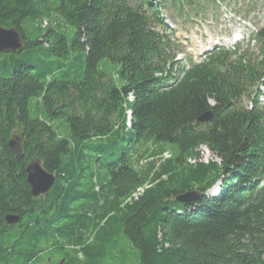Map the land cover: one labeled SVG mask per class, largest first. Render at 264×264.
Returning a JSON list of instances; mask_svg holds the SVG:
<instances>
[{
  "label": "trees",
  "instance_id": "obj_1",
  "mask_svg": "<svg viewBox=\"0 0 264 264\" xmlns=\"http://www.w3.org/2000/svg\"><path fill=\"white\" fill-rule=\"evenodd\" d=\"M155 1L0 0L23 43L0 52V264H264V110L242 100L264 26L260 60L220 51L167 86Z\"/></svg>",
  "mask_w": 264,
  "mask_h": 264
},
{
  "label": "water",
  "instance_id": "obj_2",
  "mask_svg": "<svg viewBox=\"0 0 264 264\" xmlns=\"http://www.w3.org/2000/svg\"><path fill=\"white\" fill-rule=\"evenodd\" d=\"M23 47L20 33L13 27L5 28L0 26V52L20 51ZM208 116V114L206 115ZM8 147L16 159L21 158V140L16 136L8 140ZM38 159H32L26 165V182L29 185L31 195L36 197L39 194H45L49 191L53 183V176L47 173L40 165ZM194 194H186V198L192 197ZM5 221L8 224L17 221V217L7 216Z\"/></svg>",
  "mask_w": 264,
  "mask_h": 264
},
{
  "label": "rangeland",
  "instance_id": "obj_3",
  "mask_svg": "<svg viewBox=\"0 0 264 264\" xmlns=\"http://www.w3.org/2000/svg\"><path fill=\"white\" fill-rule=\"evenodd\" d=\"M226 1H229V6H228V10L230 9V10H235V11H238V10H240V12H242L243 14L245 13L246 15L248 14V12H247V9L248 8H250V7H248V6H246V7H244V6H242L241 8H239L237 5H234V4H232V2L234 1V0H226ZM197 6H200V5H193L192 6V8H195V7H197ZM239 8V9H238ZM211 10H212V8H210V7H208L207 8V10L205 11V12H203V11H200V10H198L197 11V13L195 14V12L194 11H191L190 12V17H194V16H196V15H198V17L200 16V15H207L208 13H210L211 12ZM255 11H254V13H253V15H254V17H253V19L255 20V24H259L260 22H259V20L261 21V20H264V6H260V5H257L256 6V8L254 9ZM166 12L168 13V16H170L171 17V19H170V22L171 23H176V27H177V29H178V32L179 33H184V32H186L185 31V29L190 25V24H187V25H185L184 26V24L182 23V22H184V20H183V17L181 16V17H179L177 14H172L170 11H168V10H166ZM223 18V15L220 13V11H217V21H215L214 19L215 18H213L211 15H210V18L209 19H207V21H209V24L208 25H206L205 26V28H209V31H208V33L210 34V35H213V37H215L216 35H219V34H221V33H225V34H227V35H230L231 34V32L233 31V27L236 25V23L235 22H233L232 20H228V19H222ZM222 19V20H221ZM184 23H189V22H184ZM264 24V23H263ZM193 26H191V28H192ZM190 28V29H191ZM189 29V30H190ZM239 29H243L241 26H239ZM201 151H202V153H203V155H202V159L203 160H206L207 158H209V154L207 153V151L204 149V148H202L201 149ZM218 185L219 184H217L215 187H213L208 193H211L212 191H216L217 190V188L216 187H218Z\"/></svg>",
  "mask_w": 264,
  "mask_h": 264
},
{
  "label": "bare ground",
  "instance_id": "obj_4",
  "mask_svg": "<svg viewBox=\"0 0 264 264\" xmlns=\"http://www.w3.org/2000/svg\"><path fill=\"white\" fill-rule=\"evenodd\" d=\"M209 120V117L208 116H206V115H203V116H201L200 118H198V121H208ZM14 135H16L20 140H21V138H20V136L18 135V133H15ZM21 146H22V142H21ZM20 159V158H19ZM32 160V159H31ZM30 160V161H31ZM30 161H28V163L30 162ZM27 163V164H28ZM26 164V165H27ZM41 165V164H40ZM25 169H26V167H25ZM29 186V185H28ZM30 188V187H29ZM50 190V189H49ZM30 191H31V189H30ZM48 193V192H47ZM47 193H45V194H47ZM31 194V193H30ZM45 194H39V195H37L36 197H38V196H41V195H45ZM7 216H14V215H7ZM6 216V217H7ZM5 217V218H6ZM14 217H16V216H14ZM18 219V218H17ZM54 263V262H53Z\"/></svg>",
  "mask_w": 264,
  "mask_h": 264
}]
</instances>
